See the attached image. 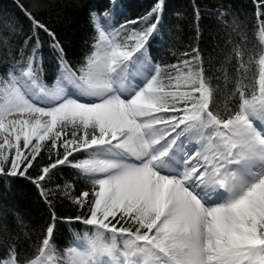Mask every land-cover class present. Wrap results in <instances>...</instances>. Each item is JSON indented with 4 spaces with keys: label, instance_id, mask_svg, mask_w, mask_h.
<instances>
[{
    "label": "snow or ice",
    "instance_id": "snow-or-ice-1",
    "mask_svg": "<svg viewBox=\"0 0 264 264\" xmlns=\"http://www.w3.org/2000/svg\"><path fill=\"white\" fill-rule=\"evenodd\" d=\"M23 11L29 40L38 47L39 32L47 34L64 72L49 86L32 56L0 75V176L32 179L28 170L50 142L56 158L32 181L38 188L63 165L92 182L91 191L64 193L87 208L66 222L90 231L61 254L53 212L38 254L23 264H264V51L257 87L249 94L237 83V108L221 115L197 50L167 80L151 63L162 0L149 13L156 22L123 41L90 13L97 36L76 71L56 34ZM258 35L264 44V21ZM185 139L198 147L185 151ZM75 153L87 157L73 162ZM0 264H21L15 247Z\"/></svg>",
    "mask_w": 264,
    "mask_h": 264
},
{
    "label": "trees",
    "instance_id": "trees-1",
    "mask_svg": "<svg viewBox=\"0 0 264 264\" xmlns=\"http://www.w3.org/2000/svg\"><path fill=\"white\" fill-rule=\"evenodd\" d=\"M157 3L158 0H0V75L32 56L47 85H54L64 72L60 55L47 34L39 32L38 47L35 39L29 40L32 25L23 9L56 34L66 54L64 59L76 71L93 51L97 36L90 13L96 12L101 24L119 31L123 41L125 34L156 22L149 13ZM259 5L260 0H162L158 27L147 45L151 63L161 68V78L167 80L176 74L171 66L192 60L197 54L193 50H197L205 79L215 90L213 110L221 115L233 112L237 108V83L249 94L257 87L258 59L264 51L258 35L264 21L258 13L264 12V7ZM134 20L136 24L127 23ZM237 49L243 53V69ZM49 147L50 142L28 170L32 179L0 176V259L7 258L12 247L21 264L36 256L46 227L53 222V212L57 220L52 244L61 254L75 246L78 236L90 231L83 223L66 222V218L87 215L86 207L80 208L64 194L68 191L76 196L91 191V180L80 170L58 166L40 182L39 188L32 182L56 158ZM73 155V162L87 157L86 153ZM41 189L48 193L46 197L41 195Z\"/></svg>",
    "mask_w": 264,
    "mask_h": 264
},
{
    "label": "rangeland",
    "instance_id": "rangeland-1",
    "mask_svg": "<svg viewBox=\"0 0 264 264\" xmlns=\"http://www.w3.org/2000/svg\"><path fill=\"white\" fill-rule=\"evenodd\" d=\"M39 106H43L42 104L41 105H39ZM192 141V144H193V147L191 148V150L194 148V147H198L196 144H195V141L194 140H187V139H185L184 140V144L185 145H189L190 144V142ZM180 143V141L178 140V144ZM25 151H27V150H25Z\"/></svg>",
    "mask_w": 264,
    "mask_h": 264
},
{
    "label": "bare ground",
    "instance_id": "bare-ground-1",
    "mask_svg": "<svg viewBox=\"0 0 264 264\" xmlns=\"http://www.w3.org/2000/svg\"><path fill=\"white\" fill-rule=\"evenodd\" d=\"M184 143H185V142H184ZM184 145H185V144H184ZM192 147H193V144H192V143H190L189 145H185V151L190 152Z\"/></svg>",
    "mask_w": 264,
    "mask_h": 264
}]
</instances>
